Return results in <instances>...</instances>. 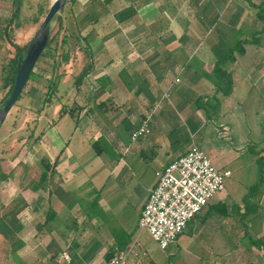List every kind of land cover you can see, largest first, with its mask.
<instances>
[{
    "label": "crops",
    "instance_id": "obj_1",
    "mask_svg": "<svg viewBox=\"0 0 264 264\" xmlns=\"http://www.w3.org/2000/svg\"><path fill=\"white\" fill-rule=\"evenodd\" d=\"M263 2V0L74 1L71 6L75 22L79 20L82 22L88 16L81 32L82 37L90 36L87 41L89 62L92 64L87 75L89 79L86 78L87 76L83 79L84 85L76 91L71 104L79 106L74 110L77 119L68 112L64 113L57 119L56 124L52 120L56 129L52 139L47 137V130L44 129L37 140L38 142H33V148L41 147L37 150L38 153L32 150L34 152L33 160H37L38 156L40 158L43 156L45 159L47 157L48 163L55 162V171L54 174L52 173L54 176L51 180L46 181L42 189H26L20 192L26 200V206L17 216L20 229L12 237L0 234V264H102L106 250L110 247L115 248L118 244L112 239L109 241L111 242L109 247L99 245L90 254L81 252L80 241L76 239V228L79 230L81 222L74 220L67 231L59 228L53 222L56 214L53 206L56 195H58L57 190L60 189L66 193L69 187L80 188L83 186V183L79 181L83 172L81 163L98 157L93 148L94 141L100 137L107 139L103 134H100L101 132L98 133L99 137L96 136L98 125H96L97 118L95 119L94 116L100 118V122L107 123L104 127L108 126L113 130L123 122V118H127L131 124H134L131 115L126 112L124 107L132 105L133 109H138L140 102L138 105L134 100L132 101L134 98L142 99V103L147 102L144 104L153 103L152 105H155L161 102V98L169 87L172 88L183 82L184 79L180 75L183 73L184 77H189L187 80L189 86L186 88L193 91V96L190 97L192 99L188 98V100L205 99L208 96H216L214 99L218 98L219 105L213 111L218 115L221 146L227 144L223 142L224 134L225 138H229L236 135V130L240 129L244 135L247 127L245 112H243L244 97L237 98V93L241 84L246 83L250 87L249 92L253 90L252 81L250 82L249 78H256L259 83L264 81V55L262 54L261 58L257 55V49H264V32L253 39V34L261 27L258 10L261 8V4L264 10ZM126 8H130V10L123 15L122 20H119L117 14ZM90 13L93 16H89ZM218 19H221V34H219L221 38L218 39L221 42L204 44L212 26L215 25V20ZM240 42L244 47V53L240 55L237 53L234 61L222 64L225 70L231 74L232 91L226 96L219 92L215 93L212 75H210L218 57L214 54L215 48L221 44V52H225L231 45ZM1 57L2 60L5 55ZM193 62H195V66L192 64ZM0 63L3 64V61ZM190 67L193 68L189 70ZM175 77H179V82H174ZM31 81L30 78L24 87L25 91H29V93L37 90L35 80ZM36 81L38 82V80ZM87 81L90 88L88 90H86L87 87L85 88ZM260 87L264 90L263 85ZM248 95L246 96L248 97ZM259 97L263 98L262 95ZM92 99L95 100L94 108L88 106ZM108 99H125L122 105L124 110L120 112V115L123 114L120 120L116 119L117 116L112 113L111 109L105 107L102 110L98 107L99 102ZM164 107L162 104L161 109L153 115L151 133L154 132V129L160 132L161 128L167 127L170 122L169 119H166L169 121L168 123L159 119ZM87 114L89 117H94V122L86 118ZM196 114H198V110ZM67 117H70L71 122L65 129ZM241 122L245 123V127L241 125ZM52 128L50 127V129ZM197 130L198 128L195 129V131ZM130 131L131 129L128 130V135ZM247 133L249 137V131ZM190 134L192 136L195 133L191 132ZM30 138L32 141L34 136L32 135ZM158 138L159 136L156 139L152 137V140L143 142L145 146L142 149L150 146L152 141L157 142ZM116 140L121 145L120 151L122 152H117V157L114 156L117 158L114 164L117 163L113 164L111 171L117 173L124 163L121 159L122 153L129 152L130 149L124 146L118 137ZM244 140L245 138L241 141ZM196 142L212 161L219 162L218 166L216 165L217 168L230 170L225 165L228 164L227 157L223 154L220 157L213 151L212 149L216 145L206 136H202ZM157 144L160 148L163 146L162 153L164 154L159 159L156 174L180 154L177 153L175 143L172 144L174 147L169 151L166 149L167 145L162 141L159 140ZM23 165V168L25 167V170L28 171V164ZM47 174L50 177V172ZM36 191H40V195ZM233 194L235 195L236 192L223 191L204 208L206 212L203 210L206 214L211 208H215L220 213L221 243H231L230 248L223 250L218 256L220 260L217 264H264V206L261 204V202L264 203V189L259 195L258 203L252 202L246 209L247 211L242 214L244 217L245 215L251 217L248 223H242L243 218L231 220L232 208L239 207V204L235 202L238 199H233ZM145 199L140 205L139 214ZM43 204H47L43 219L34 218L31 215L32 212L36 213V210ZM259 204L263 207L261 213H258ZM250 213H254V219ZM218 221L215 220L211 223L201 220V226L211 229ZM182 233L175 244L182 245V242L186 243L192 238H183ZM137 242L129 239L125 248L132 243L137 244ZM136 248L143 250L137 245ZM68 257L70 261H67ZM150 262L154 264L153 261Z\"/></svg>",
    "mask_w": 264,
    "mask_h": 264
},
{
    "label": "rangeland",
    "instance_id": "obj_2",
    "mask_svg": "<svg viewBox=\"0 0 264 264\" xmlns=\"http://www.w3.org/2000/svg\"><path fill=\"white\" fill-rule=\"evenodd\" d=\"M6 2L8 3L6 4ZM50 2L51 0L21 1V11L18 19L21 26L16 28L13 23L10 28L7 27L14 43L23 45L31 40L44 17V12L48 10ZM71 4V1L66 0L60 13L63 27L57 34V44L52 41L45 48L29 75V79L35 80L36 92L33 90L32 93H29V91L26 92L24 89L20 98L17 99L0 125V171L8 174L7 178L0 182V214L14 206L15 202L26 201L20 192L32 189L43 170V163L41 162L43 156L41 158L38 156L37 160L32 158L33 151L35 150L38 153L37 150L41 149V147L33 148V142H38V139L31 141L30 137L33 135L34 138L36 136L40 138L42 131L46 129L47 137L52 139L53 133L56 132L53 121L56 124L57 119L61 116L60 109L63 106L71 107L76 91L84 85V80L77 83L76 79L82 69L89 63L87 41L90 36L81 38L83 29L81 30L82 27L79 29L76 27ZM39 7L43 9L42 14L38 13ZM13 8V0H0V50H2L0 51V62L3 61L4 63L13 56L14 50L4 35L7 20L11 17ZM36 16H39L38 22L33 19ZM89 16H93L92 13ZM79 21L81 22V20ZM214 23L215 25L212 26L204 44L217 43L218 39L221 38L219 35L221 34V19L215 20ZM57 27V20H53L50 23L49 37L54 35ZM63 38L66 40L65 43H61ZM257 51L258 57L261 58V55H264V49H257ZM221 53L223 52H221L220 44L219 47L215 48L214 54L221 55ZM237 53L238 51L235 52L236 55H238ZM3 55L5 57L1 60ZM192 64L194 65L195 62ZM0 65L2 64L0 63ZM192 68L190 67L189 70ZM180 75L184 79L183 82L179 85H174L172 88L170 87L166 92L167 96L163 95L161 98L160 106L163 104L165 107L159 119L166 123L170 122L167 127H162L160 132L154 129L155 133L145 135L137 141H131L126 125L123 122L121 124L118 123L117 129L113 130L109 129L108 126L107 128L106 126L104 127L107 123H104V121L100 122V118L94 116L95 119L97 118L96 125H98L96 136L99 137L98 133L101 132L100 134L107 138L106 141L110 145L109 147L105 145V150L98 157L85 160L83 164L81 163L83 172L81 177H79V181L83 183V186L80 188L69 187L66 193L58 189V195H56L55 205L53 206L56 210L53 222L59 228L67 231L74 220L81 222L79 230L76 228V239L80 241L81 252L84 251L90 254L99 245L111 246L109 241L112 239L119 242L129 238L138 241L136 245L146 252V262L148 264H151L150 261H153L154 264H217L220 260L218 256L221 255L223 250L230 248L231 243H221V218L220 213L215 208H211L206 214L205 209V212H200L197 218L188 222L182 236L183 238H192L186 243L182 242V245L174 243L166 249H160L149 233L139 228L140 205L157 178V164L164 154L162 153L163 146L160 148L157 144L159 140L167 145L166 149L168 151L175 146L179 154L185 151L192 141L198 144L196 141L201 139L202 136H206L208 140L216 145L212 150L218 153L220 157L221 154L227 157L228 164L225 165L230 169L231 175L225 179L224 191L227 193L229 190L230 192L231 190L232 192L235 191L236 194H233L232 197L233 199H238L235 202L239 204V207L232 208L231 220L243 218L244 220L241 222L248 223L251 218H249V215L244 217L242 214L247 211L246 209L252 202L255 203L256 201L258 203L259 195L264 189V152L259 151V149L264 147V98L259 97L260 95L264 96V90L260 87L264 86V81L259 83L256 78H249L250 82L252 81L251 87H253L255 92L253 90L249 92L248 83L241 84L237 98L244 97L243 112H245L246 123L244 124L247 125L246 132L243 135L242 131L238 129L236 130V135L234 134V136L232 135L229 138H225L226 135L224 134L223 142L227 144L221 146V129L218 115L213 111V106L210 105L215 103L214 97L208 96L199 101L206 107L208 113L204 112V107L196 110L195 106L186 108L185 104H194L193 100H188V98L193 96V91L186 88V86H189L187 82L189 77H184L183 73H180ZM86 78L89 79L88 76ZM50 84H52V90L47 94V102L44 103L43 100L47 96L46 92ZM86 87V90L90 89L88 81L85 84ZM245 89L249 93L245 92ZM3 95L4 90L1 88L0 82V101ZM124 100H104L106 101L105 107L111 109L113 114H116L117 120L122 118L123 114L120 115L122 110L125 109L127 112L129 109L128 106L123 109ZM133 100L138 105L140 102V105L138 109L132 108L129 114L134 124H138L145 111L153 108V103L144 104L147 102L142 103V99L137 98ZM94 102L95 100L92 99L88 106H93ZM88 106L86 104V107ZM186 109L189 110L187 111ZM197 110L198 114H196ZM94 117H89V114L86 116L93 122ZM67 118L65 119L67 120L65 129L68 128L71 122L70 117ZM166 119H169V121ZM153 120L154 117L151 119V124ZM244 124L241 122V125L244 126ZM50 127L53 128L50 129ZM196 128H198L197 131H195ZM192 131L195 134L191 136L190 133ZM248 131L250 133L249 137L247 136ZM186 134L189 135V141L181 144L179 142L177 145L176 141L181 140L182 142ZM157 136H159L157 142L152 141L150 146L142 149L146 142L152 140V137L156 139ZM116 137L119 138L124 146L130 149L129 152L122 153L121 159L124 163H122L123 166L117 173L111 171L114 161H116L114 155H117V152H122L120 151L121 145H119ZM244 138L245 140L241 141ZM174 143L176 145L172 146ZM45 160L47 161V157ZM211 162L215 166L219 164L215 160H211ZM259 162H261L263 168H260L261 164ZM23 164H28V171L25 170V167L23 168ZM49 164L51 169L55 171L56 163L51 162ZM46 181L47 179L44 184H46ZM36 192L40 195V191ZM95 198L96 202L93 201ZM261 204L264 206V203L261 202ZM18 205H21V202ZM46 205L43 204L36 210V213L32 212L31 215L36 219H43L46 213ZM262 209L263 207L260 206L258 213H261ZM250 214L252 217L254 216V213ZM201 220L211 223L215 220L219 221L214 227L209 229V227L201 226ZM65 258H67L66 255ZM67 261H70V258Z\"/></svg>",
    "mask_w": 264,
    "mask_h": 264
},
{
    "label": "built area",
    "instance_id": "obj_3",
    "mask_svg": "<svg viewBox=\"0 0 264 264\" xmlns=\"http://www.w3.org/2000/svg\"><path fill=\"white\" fill-rule=\"evenodd\" d=\"M179 80V77H175L174 82ZM166 92L164 96H167ZM160 104L158 102L151 110L145 111L130 132L131 141L151 133V119L160 109ZM230 175V170L217 168L205 152L191 142L184 153L157 173L156 181L140 210L139 228L146 230L160 249H166L175 243L187 223L224 191L225 179ZM135 244L125 249H115L102 264H148L146 252L138 250Z\"/></svg>",
    "mask_w": 264,
    "mask_h": 264
},
{
    "label": "trees",
    "instance_id": "obj_4",
    "mask_svg": "<svg viewBox=\"0 0 264 264\" xmlns=\"http://www.w3.org/2000/svg\"><path fill=\"white\" fill-rule=\"evenodd\" d=\"M21 1L22 0H19V9L16 10V0H13L14 8H13V11L11 13V17L7 20V25H6V28L4 30L5 38H7L8 42L11 44V46L14 48V50H13V56L11 58H9L5 63L3 62V64L1 65V68H0L1 88L4 90V95L2 96L1 101H0V107L4 105L5 101L8 99V97L10 95V92H11V90L13 88V85H14V82H15V76H16L17 58H18L19 52L25 46V44L19 45V44L14 43L13 40L11 39L10 35H9V31H8V28H7V27L10 28V25L13 24V23H14V27H16V28L21 26L20 22L18 20L19 16H20V11H21L20 10ZM69 1H71V3H73L76 0H69ZM129 10H130V8H126V9L121 10L117 14V18L119 20H122L123 15ZM61 11L58 14H56L54 16V18L52 19V21L53 20H57V23H58L57 31L54 33V35H52V36H50L48 38L47 43H46L43 51L45 50V48H47L51 44L52 41H55V44H57V39H56L57 34L59 33L60 29L63 27V23L61 21V16H60ZM46 12H47V10L44 12V15H45ZM38 13L39 14L43 13V9L41 7L38 8ZM258 18L261 20L262 23H261L260 29L253 34V39H256L257 37H259L258 34H262L264 32V10L262 9V4H261V8H259V10H258ZM33 19H34L35 22H38L39 21V16H36ZM87 19H88V16H86L83 19L84 21H82V22H80V21L75 22L76 23V27L78 29L81 28V27H84L83 23H86ZM81 38H83V37H81ZM65 42H66L65 38L61 39V43H65ZM43 51L41 52L40 55H42ZM237 51H238L239 55L243 54L244 51H245L241 42L231 46L228 50L223 52L221 55H218L217 60H216V62L214 64V66L212 68V71H211V74H210V75H212L211 76L212 79H213L212 82H213V84L215 86V93L219 92V93H221L222 95H225V96L229 95L231 93L232 86H233L232 77H231V74L228 71L225 70V68L223 67L222 64H224L227 61H234L235 60V52H237ZM65 58H66V56H65ZM91 66H92V64H91V62H89L82 69L80 74L77 76V79H76L77 83L82 82V80L88 75V73H89V71L91 69ZM31 72H30V74H31ZM28 79H29V77L27 78V81H28ZM51 85L52 84L49 85V87L47 89V92H46V95L51 92V90H52L51 89ZM20 96H21V94H20ZM20 96L18 97V99L20 98ZM47 97H48V95L44 98V100H43L44 103L47 102ZM214 97H216V96H214ZM262 97L264 98L263 95H262ZM200 99L201 98H195L193 100V102H194L193 105H190L189 103H187L184 106H186V108L189 107V106L190 107L195 106V110L197 108L200 109L201 107H204L199 102ZM186 102H189V101H186ZM105 103H106V101L99 102L98 103V107H100L102 110H104L105 109ZM210 105L213 106V109L216 106H218L219 105L218 98H215V103L214 104H210ZM125 107H127V106H125ZM128 107H129V109L127 110V112L129 113L132 110V107L131 106H128ZM75 108L78 109L79 106L78 107H77V105H75V106L72 105L71 107L63 106L60 109V115L68 112L72 116H75V118H76V114L74 112ZM204 108H205L204 112L208 113L206 107H204ZM186 110L188 111L189 109H186ZM123 123H124V125H126L127 130L132 129V128H134L137 125V124H131L127 118H123ZM38 138L39 137L36 136L34 139L37 140ZM129 138H130V133H129ZM186 141H189V135H187V134L183 138L182 142H181V140L180 141L177 140L176 144L178 145L179 142H180V144L181 143H185ZM105 145H107V147H109L110 143L107 142L104 137H100L96 141L93 142V148L95 149V151L97 152L98 155H100L102 153V151L105 150L104 149ZM261 149H259V151L264 152V147H262ZM112 152H113V150H112ZM184 152L185 151H183L182 153H184ZM114 156H116V155H114ZM41 162L43 163V170L40 173V176H39V179H38L37 183L32 187V189H34V190H39V189L43 188L45 186L44 181L46 179L47 180L48 179L51 180V178H53V176H54V175H52V173L54 174V169H51L50 164L44 158L41 160ZM259 164H261V162H259ZM262 166L263 165L261 164L260 168H263ZM47 171H50V177L48 176ZM7 176H8L7 173L0 171V182L2 180L6 179ZM93 201L96 202V198ZM20 202H21V205H18V204H20ZM25 206H26V204H25V202L23 200L17 201V202L14 203V206H12L9 210H7L4 213L0 214V234L1 235L7 236V237H12L20 229L17 216H18L19 212L21 211V209H23ZM128 240H129V238L123 239V241H119L118 242V244L116 245L115 248H113V247L108 248L106 250L105 254H104V257H105L104 260L109 259L110 256L113 254L115 249H120V250L124 249L126 244H127V242H128Z\"/></svg>",
    "mask_w": 264,
    "mask_h": 264
},
{
    "label": "water",
    "instance_id": "obj_5",
    "mask_svg": "<svg viewBox=\"0 0 264 264\" xmlns=\"http://www.w3.org/2000/svg\"><path fill=\"white\" fill-rule=\"evenodd\" d=\"M66 0H51L49 8L44 15L36 33L19 52L16 65V76L13 88L4 105L0 107V125L5 120L11 108L24 90L27 78L36 64L49 38L50 23L56 14L64 7ZM19 9V0H16V10Z\"/></svg>",
    "mask_w": 264,
    "mask_h": 264
}]
</instances>
